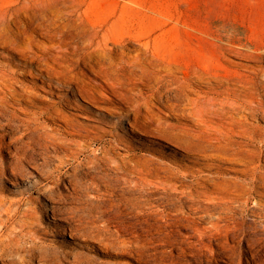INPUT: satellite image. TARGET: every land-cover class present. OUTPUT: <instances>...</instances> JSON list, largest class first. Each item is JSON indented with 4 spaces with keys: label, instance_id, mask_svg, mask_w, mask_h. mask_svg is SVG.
<instances>
[{
    "label": "rangeland",
    "instance_id": "rangeland-1",
    "mask_svg": "<svg viewBox=\"0 0 264 264\" xmlns=\"http://www.w3.org/2000/svg\"><path fill=\"white\" fill-rule=\"evenodd\" d=\"M64 19L55 39L85 50L99 30L91 49L107 50V62L110 40L121 41L113 78L125 77L131 96L152 112L143 107L135 121L133 107L110 96L111 116L75 86V97L63 88L50 92L19 69L14 87L33 92L34 107L54 105L57 95L76 101L82 110L65 112L82 136L60 135L63 145L55 144L32 121L31 104L0 92V264H239L241 251L245 264L253 257L264 264V194L250 188L248 203L235 204L216 189L252 179L246 164L216 152L221 136L259 153L264 184V0H88ZM149 34L147 57L159 50L167 66L172 62L179 91L167 77L152 88L139 71L130 75L128 62ZM52 39L36 38L46 48ZM8 57L0 49V69L26 63L20 54ZM82 73L100 82L88 69ZM216 223L238 226L229 245L222 234L215 240Z\"/></svg>",
    "mask_w": 264,
    "mask_h": 264
},
{
    "label": "bare ground",
    "instance_id": "bare-ground-1",
    "mask_svg": "<svg viewBox=\"0 0 264 264\" xmlns=\"http://www.w3.org/2000/svg\"><path fill=\"white\" fill-rule=\"evenodd\" d=\"M87 6L88 0H0V49H7L9 54L12 55V58H7L8 60H12L16 54H20L23 60L26 61L25 64L13 62L8 66L9 70L0 69V92L7 101H9L10 97L18 104H31L32 107L36 109L32 114V121H34V124L43 127V136L45 138L56 142L55 144L58 145H63L61 141H59L60 135L74 137L82 136L77 133L78 128L71 114L65 112V110L71 108L77 111L82 110V108L77 105L75 100L62 95H57L59 101L54 105L34 107L35 101H38L36 95H34L33 92L27 91L25 94H19L16 91V87H14L15 84L19 83V81L14 78V76L18 74L19 69L24 70V73L29 74L31 77L38 79L44 85L42 88H48L50 92H52L53 89L61 90V88H63L75 97V91L71 90V87L75 86L78 96L90 103L97 110L107 112L111 116H113L114 110L107 107V105L113 102L110 96L131 105L133 107V115L137 117L135 121H137L140 117L139 115L143 112V107H145L148 114L152 112L147 102L141 103L138 99L131 96L129 92L131 90L127 89L129 81H125V77H120L125 80L113 78L116 72H120L119 68L121 67V64H116L115 62L116 53H119L120 50L121 41L119 39L113 38L110 40L111 46L108 49V53L110 54L109 59L111 62L105 61L107 50L103 49L102 53L95 54L94 50L91 49L94 40L98 38L101 32L99 30H94L93 37L91 38L92 43H90L85 50L78 44L71 47L68 42L69 45L61 38L55 39V37L58 36L57 26L63 23L65 20L64 18L80 12ZM115 16L116 13L113 12L112 18L114 19ZM116 23L117 21L113 22V26ZM68 25L69 24H65L64 27L67 29ZM39 33L48 38L54 37V39H52L53 45L50 48L41 46L37 42L36 38L39 36ZM151 38L152 34L147 35L144 39L148 41L145 43H143V39H141L140 43L142 49L137 52L136 56L134 55L135 57L129 60L128 69L130 75H136L135 72L139 71L141 73L140 79L142 80L144 78L143 80H146L149 83L148 85L152 88L160 85L165 80V77H167L172 80L171 82L176 85L175 89L179 91L181 88L177 82L176 75H174L172 62H169L170 64L167 66V59L159 50L154 51L150 54V57H147L151 48ZM157 39L158 38L153 39V42L156 43ZM82 50L84 51L79 54ZM32 65H36L35 69L29 68V66ZM15 68L18 69L15 70ZM83 69H88L96 75L100 79V82H94L92 80L87 82L82 77ZM163 69L167 70L165 76L159 75L161 70L164 71ZM36 70H40L41 74L35 72ZM158 92L159 88H157V93ZM190 102L196 105V101L190 100ZM199 113L200 112H194L193 116ZM126 115L129 116L128 114ZM135 121L133 122L129 116L128 124L136 129L137 122ZM42 122L60 123L59 126L61 129H50L49 126L43 125ZM230 122L233 126L238 123L235 117H232ZM83 129L86 128L84 127ZM237 129L239 130V128ZM246 132L247 129L244 133ZM251 138L254 139V136H251ZM259 139L264 142L263 138L260 137ZM216 141L219 143L216 152L230 163L246 164L247 169L243 172L250 173L252 177V179L250 178L249 180L250 182H243L244 184H241V181L237 182L238 180L235 183L233 182V185L226 182L217 183L216 189L229 193L228 195L231 196L230 200L235 204L248 203L246 195H248L247 192H250V188L256 191L257 194L263 195L264 184L262 183V176L260 175L262 170L259 153L254 150H242L236 143L232 142L231 136H221ZM257 205L258 207H262V201L259 200ZM214 227L218 230L215 240H220L222 234L225 245H229L228 243L231 241L230 231L238 229V226L234 225L232 228L228 226L223 230V226L219 223L214 224ZM244 256L245 252L241 251L239 254V264H245L243 262ZM246 260L248 264H259V261H257L258 259L256 260L254 257L250 262L249 259L246 258Z\"/></svg>",
    "mask_w": 264,
    "mask_h": 264
}]
</instances>
